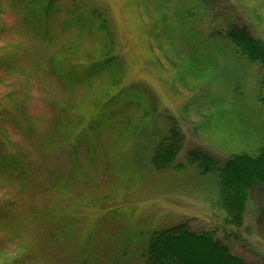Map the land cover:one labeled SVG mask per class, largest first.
I'll return each instance as SVG.
<instances>
[{"label":"rangeland","instance_id":"374dc122","mask_svg":"<svg viewBox=\"0 0 264 264\" xmlns=\"http://www.w3.org/2000/svg\"><path fill=\"white\" fill-rule=\"evenodd\" d=\"M21 1L0 0V157L27 171L25 179L5 175L10 162L0 163V264L30 253L38 231L51 233L49 220L71 208L77 238L66 249L49 245L53 264H80L92 233L90 264L121 256L142 264L145 234L179 224L217 230L235 255L264 264V185L252 191L244 228H230L213 205L216 179L186 162L192 149L225 161L264 147V68L212 37L236 23L264 41V0H56L40 19ZM84 13L90 23H76L74 14ZM95 63L105 74L89 86V68L74 66ZM129 100L134 107L121 108L114 126L126 137L91 135L72 162L69 139L104 102L120 109ZM173 125L184 149L173 168L157 172L155 136Z\"/></svg>","mask_w":264,"mask_h":264},{"label":"trees","instance_id":"16d2710c","mask_svg":"<svg viewBox=\"0 0 264 264\" xmlns=\"http://www.w3.org/2000/svg\"><path fill=\"white\" fill-rule=\"evenodd\" d=\"M55 1L29 0L26 2L24 0L26 3L25 10L28 9V13L30 15L34 14L35 16L39 11L40 19L43 13H48ZM72 1L77 2L76 0ZM21 5L22 1L20 0L19 6ZM74 16V21L76 20L75 22L78 24H89L92 18L87 13L83 15L74 14ZM189 17L190 20L195 19V15L193 14L189 15ZM80 28L82 30L86 29L83 26ZM101 30H106L105 26H102ZM212 37L214 39H225L231 43L236 52V57H239L240 60L248 64L260 65L264 68V41L252 36L247 27L230 23L227 25L225 33L223 30L220 32L215 31V35ZM193 58L197 62L198 60H202L200 56L196 57L195 54ZM116 60L115 58V60L108 63L109 72L111 71L109 74L113 76L116 75V72L113 71L112 64H115ZM194 63L196 62H192V66H196ZM98 65L95 63L93 65L89 64L88 67L87 65L82 67L83 65L76 64L74 67L79 69L89 68V82H91L89 86H92L97 77L105 74L101 71V68L99 70ZM133 105L134 103L129 100L118 109V107L110 108L111 103L104 102L103 107L100 109L99 117H92L91 121L86 122V127L82 126L84 128L78 134H75L74 144H71L73 141L71 140L72 138L69 139L70 150L67 148L68 146L66 148L69 150L68 156L70 160L72 162L78 161L77 150L83 143L88 144L86 139L91 135H100L109 131L112 137L116 136L114 139L115 142L121 136L126 137L124 133L125 128L119 129L114 126L117 123L116 117L119 115L121 108V111H124L134 107ZM95 115L93 114V116ZM85 121L83 122L82 120V122L78 121V123H74L72 127L74 132L79 125H84ZM158 135L155 136L156 146L152 150L150 163L155 171L165 172L175 166L179 154L184 149L185 138L177 125L170 126L164 137L160 138L162 134L160 136ZM89 140L91 141V139ZM1 161L10 162L6 164L7 168L1 171L5 175L11 172H18L19 178L25 179L27 177V171L23 165L19 166V168L23 167V169L15 168L10 159L5 156L0 157V163ZM186 162L189 167L198 172L201 178L214 177L216 179L217 200L213 205L225 216L224 223L227 227L243 229L245 226L246 210L251 200L252 191L264 185V147L260 149L257 155L237 153L225 161H219L211 154L199 149H192L186 154ZM181 167V165L178 166V169H182ZM118 212L121 214L122 210H118ZM118 212L116 211L117 214ZM48 213L54 217L57 215L50 210ZM73 216L71 208L70 214L64 210L62 217H57V222L54 219H52L53 222L49 220L51 233L47 234L38 231L36 240L31 242L32 245L30 246H32V250L30 253L16 256L11 264H24L27 258L31 262L35 261L36 264H39V261L53 264L48 262L49 259H47L48 254H51V251L48 249L49 245L57 242L58 244H63L66 249L67 246H71L76 241V219ZM116 217L113 216L112 220H115ZM95 236L96 233H92L87 240L89 243L83 247V251L80 254L81 257L79 258L80 264H90L93 262L87 253H89L90 244L93 243ZM145 236L147 237V243L140 257L142 264H253L247 263L242 257L235 255L230 249L228 242H226L229 238L225 237L223 240L220 239L217 230L196 233L191 231L186 224H179L169 228L155 230L149 234H145ZM94 255L95 253L93 257ZM120 258L117 257V263L114 264H123Z\"/></svg>","mask_w":264,"mask_h":264}]
</instances>
